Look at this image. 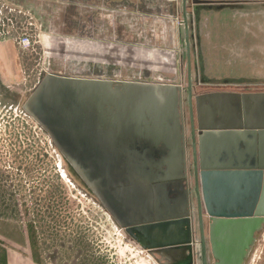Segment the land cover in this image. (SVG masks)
Instances as JSON below:
<instances>
[{"label": "rangeland", "instance_id": "obj_1", "mask_svg": "<svg viewBox=\"0 0 264 264\" xmlns=\"http://www.w3.org/2000/svg\"><path fill=\"white\" fill-rule=\"evenodd\" d=\"M242 1L215 0L211 9L201 11L198 21L194 0H187L189 60L183 0H0V40L13 36L17 45L10 58L7 54L0 58L4 60L0 66L19 68V73L11 68L16 75L11 80L0 73V240L22 242L42 264H171L122 231L130 223L185 214H194L197 226L190 78L196 87V131L198 98L225 92L264 93V0ZM257 29L263 31L259 45L249 43ZM25 33L33 37L29 50L18 43ZM63 78L100 79L112 83L114 91H136L140 99L127 97L121 102L138 122L139 134L151 142L123 145L113 122L117 106L110 102L104 107L102 102L104 109L88 114L86 138L100 135L94 138V147L91 142L86 145L88 155L79 164L62 147L64 134L54 136L49 122L35 113L47 99L45 88L73 93ZM179 87L183 92L179 118L176 111L165 118L164 112L149 108L150 95L162 104ZM155 123L156 131L150 129ZM179 123L185 129L186 163ZM168 145L176 146L179 155L174 158ZM56 148H63L73 160L89 188L95 189L100 181L104 202L78 180L64 159L62 165ZM113 196L128 214L122 224L111 211ZM204 228L208 240L205 216ZM196 230L195 244H200ZM209 254L208 261L214 264ZM194 256V264H200L197 250ZM245 264H264V228Z\"/></svg>", "mask_w": 264, "mask_h": 264}, {"label": "water", "instance_id": "obj_2", "mask_svg": "<svg viewBox=\"0 0 264 264\" xmlns=\"http://www.w3.org/2000/svg\"><path fill=\"white\" fill-rule=\"evenodd\" d=\"M186 7L187 0H183L185 41L188 59H190ZM60 80L71 83L70 91L81 95V99H98L97 107L100 110H97L99 112L101 111L100 105H102V102L104 105L113 102L118 111V115L114 117L113 122L119 126V137L122 138L124 135L128 137V134L131 135L132 133L130 131L133 130L138 134L140 133L141 129L137 124L138 122H135V118L128 115V105L126 106L121 102L127 97L135 100L136 98L140 99V97H137L136 91L133 90L132 92V89L125 92L114 91L112 83L100 79L63 78ZM189 81L188 105L193 121L192 150L197 226L194 214H185L178 217L157 218L147 222L130 223L124 227L122 234L129 235L144 250L156 251V254L161 255L171 264H194L195 250L199 252L200 264H207L209 253L212 254L214 264H245L255 244L256 233L264 226V128H255L264 125V122H260L264 118V93L225 92L219 96L209 98L208 96H202L198 98L196 119L199 127L196 131L193 105V97L196 94L193 95L194 88L191 78ZM151 97L152 95L148 98V102H150L148 104L151 105L149 108L153 107L156 113L164 112L165 118L175 113L174 111H176L175 114L179 118L180 100L182 115L183 92L181 87L171 91L162 104L157 102V97ZM216 109H219L222 113L216 114ZM246 109L249 110V113L246 112ZM26 110L39 123H42L28 105H26ZM216 115H220L221 118L217 120L218 125H204V123L214 122L212 119ZM255 116L258 118V122H255ZM132 118L133 121H131ZM156 126L155 123L150 129L156 131ZM179 129L181 130L180 126ZM134 131L133 133H135ZM183 135L185 136L184 129L180 136ZM134 137L135 139H133L136 142H139V140L151 142L148 136L143 138V135L140 136L139 134ZM168 148L172 150L174 158L179 155L176 146L174 149L173 146L168 145ZM182 150L183 154L181 153V155L186 163L184 143L181 144ZM65 156L78 171L79 168L76 167L77 165L73 160L66 154ZM136 173L138 174V172ZM202 211L205 221L209 219L208 240L205 236ZM112 212L121 224L128 216L124 209H121L120 212L115 210H112ZM120 214L123 217H120ZM196 227L199 231L200 244H195V240H197ZM186 252L187 255L185 256ZM210 257L209 254V259Z\"/></svg>", "mask_w": 264, "mask_h": 264}, {"label": "flooded vegetation", "instance_id": "obj_3", "mask_svg": "<svg viewBox=\"0 0 264 264\" xmlns=\"http://www.w3.org/2000/svg\"><path fill=\"white\" fill-rule=\"evenodd\" d=\"M214 1L215 0H194L193 11L195 12L196 19L198 21L200 20L201 11H203L206 8L211 9L212 8L211 6H213ZM256 1L257 0L254 1L255 2L254 4H256ZM224 2H226V4L230 3V1H224ZM242 2L245 3L247 1L243 0ZM187 4H188V2H187ZM188 35H189V31H188ZM195 36H196V43L198 46V50L200 52L199 57L201 58L202 57V54L200 51V42L201 41H200V35H199L198 29L196 30ZM189 43H191L190 42V36H189ZM186 47H187V45H186ZM202 80L207 81L206 78H202ZM43 88L44 87H41L40 89H43ZM194 90L196 91V87H194ZM42 93L46 95L47 99L43 102V104L41 103L37 106L35 113H37L38 116H41L43 119H45L47 122H49L48 127L51 129L50 131L54 134V136L57 137V133H63L64 134V138L61 140V143H63L62 147L64 146L66 148L68 154L71 157H74V158L77 157V162L79 164H81L82 159L88 155L86 145H89V143L91 142V143H93V147H94L96 145L95 144L96 140H94V138L97 135H100V132H98L96 135L93 133V136H92L93 140H91V139L88 140L86 138V136L88 135L86 133V131H88L87 129L90 128V126H89L90 122H88V120H87V117L90 116L88 114H91L92 112L96 113L97 109L100 110L97 107L99 100L98 99L91 100L90 98L81 99L80 98L81 95L69 93V91L58 94V92H56L52 88L50 89V87H48L47 89L45 88V90H42ZM100 106H101V110L104 109V108H102L103 104ZM104 107H105V105H104ZM106 119H108V117L105 116V120ZM180 128H181L180 131H181V135H182L183 126L181 123H180ZM113 130L115 132L118 129L113 128ZM88 137H90V136L88 135ZM129 137H130V139L133 138L131 136H129ZM129 137L127 138V137H125V135L122 138L120 137L121 139H123L122 140L123 145L130 144L129 143V141H130ZM182 137H181V141H183ZM52 140H53V138H52ZM118 143L120 144L121 142H118ZM118 143L116 146H118ZM109 145L111 147H115V144H112L110 142H109ZM59 150L60 151H58V149H57L55 151H58L61 154L62 165L64 164L63 163V159H64L67 166L69 168H72L74 171H76V174H77L76 177L78 178V180L81 181L83 183V185L87 189H89L91 192L93 190L96 198H100L101 201L103 200V202H104L106 199L105 198L106 196H104V192L100 189V186H99L100 181L98 180V182L95 184L96 185L95 189L91 186L90 187L92 189L91 190L88 187V185L85 184L84 177H82L81 174L69 162L68 158L63 153V148L59 149ZM68 154H66V155H68ZM76 154H77V156H76ZM63 170H65L64 166H63ZM93 174H94V176H96L95 173H93ZM97 187L99 188L98 191H97ZM93 192H92V194H93ZM111 198H112V200H110L109 202L111 204H114V205H111L112 209L113 210H116L117 208L122 209L121 205L118 204L117 197L113 196Z\"/></svg>", "mask_w": 264, "mask_h": 264}, {"label": "crops", "instance_id": "obj_4", "mask_svg": "<svg viewBox=\"0 0 264 264\" xmlns=\"http://www.w3.org/2000/svg\"><path fill=\"white\" fill-rule=\"evenodd\" d=\"M7 30L10 34L11 28ZM257 30L258 31L255 35L253 36L248 35L250 38L249 43L252 42V44L259 45V40H260L259 36L260 34L263 33V31L260 29H257ZM259 30L262 32H260ZM257 36L258 38L256 39ZM16 48H17L16 40L13 38V36L5 40H0V58H7V56L10 58L11 52L13 51L15 52ZM5 54H7V56ZM3 61L0 63H4ZM11 68H13L14 71L16 69L13 66L7 68V66L5 67V64H4V66H0V73L2 74V76L9 78L10 80L14 79L16 75H15V72H13V69L11 70ZM6 70L9 71L7 72L8 73L7 76H6ZM16 71L17 73H19V68H17ZM138 135L139 134L136 132V136ZM134 136L133 138L135 139ZM140 136H142V134H140ZM133 138L132 139L129 138L130 141H135ZM181 144H182V141H181ZM115 211L120 212L121 209L117 208ZM263 228L261 230H263ZM261 230L259 232H261ZM259 232L256 233V237ZM22 245H23L22 242L20 241L16 242L14 239H7V241L5 242L0 240V264H42L38 260L34 259L31 253L28 252V250L24 248Z\"/></svg>", "mask_w": 264, "mask_h": 264}, {"label": "bare ground", "instance_id": "obj_5", "mask_svg": "<svg viewBox=\"0 0 264 264\" xmlns=\"http://www.w3.org/2000/svg\"><path fill=\"white\" fill-rule=\"evenodd\" d=\"M180 101V100H179ZM204 104H205V102H204ZM219 106V105H218ZM219 107H222L221 105L219 106ZM213 111H214V109H213ZM246 112L247 113H249V110L248 109H246ZM223 114H225V112H223ZM180 115V114H179ZM226 118H227V116H226ZM157 119V118H156ZM220 120L221 118H220V115H216V117L214 118V119H212V121H214V122H210V124H209V122H208V124L207 123H204V125H218V122H217V120ZM146 120V119H145ZM227 120V119H226ZM137 121V120H136ZM158 121V120H157ZM255 122H258V118L255 116ZM260 122H264V118L260 121ZM258 124V123H257ZM143 126V125H142ZM255 128H264V125L263 126H257V127H255ZM134 131V130H133ZM133 131H130V132H133ZM184 134H185V130H184ZM133 135H134V133H133ZM184 136V135H183ZM126 137V136H125ZM130 138V137H129ZM184 138H185V136H184ZM191 141V140H190ZM196 141L198 142V140H197V136H196ZM182 143H183V141H182ZM186 142H185V150H186ZM193 151V150H192ZM263 174H264V172H263ZM263 184H264V182H263ZM202 219H203V222H204V216H203V211H202ZM205 229V228H204ZM207 264H210L209 263V261H208V259H207Z\"/></svg>", "mask_w": 264, "mask_h": 264}, {"label": "built area", "instance_id": "obj_6", "mask_svg": "<svg viewBox=\"0 0 264 264\" xmlns=\"http://www.w3.org/2000/svg\"><path fill=\"white\" fill-rule=\"evenodd\" d=\"M32 36L28 33L23 34L18 39L19 46L24 50H29L33 46Z\"/></svg>", "mask_w": 264, "mask_h": 264}]
</instances>
